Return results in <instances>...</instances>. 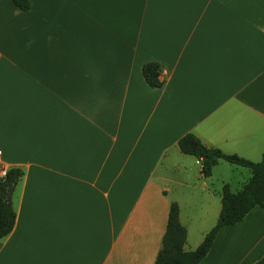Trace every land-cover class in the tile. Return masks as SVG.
Listing matches in <instances>:
<instances>
[{"label":"crops","instance_id":"crops-1","mask_svg":"<svg viewBox=\"0 0 264 264\" xmlns=\"http://www.w3.org/2000/svg\"><path fill=\"white\" fill-rule=\"evenodd\" d=\"M188 132L261 160L264 0H0L1 160L23 171L0 264H154L172 202L195 249L250 171L219 159L205 176ZM263 255L254 206L199 264Z\"/></svg>","mask_w":264,"mask_h":264},{"label":"trees","instance_id":"trees-1","mask_svg":"<svg viewBox=\"0 0 264 264\" xmlns=\"http://www.w3.org/2000/svg\"><path fill=\"white\" fill-rule=\"evenodd\" d=\"M21 10L30 8V0H12ZM162 66L158 62H146L142 66V74L148 85L161 87L159 79ZM178 147L183 153L200 159L201 171L210 175L213 165L219 159L246 167L250 177L237 191H232L228 184L221 188V209L215 225L206 233L202 242L193 250H185L187 229L179 220V206L172 202L169 206L166 230L162 237L154 264H199L207 254L217 231L227 225L241 221L254 207L264 209V152L258 162L247 160L234 154H226L220 150L205 146L198 137L188 132L178 140ZM23 171L18 167L8 169L4 178H0V239L12 231L16 221V211L12 203V194ZM252 264H264V255Z\"/></svg>","mask_w":264,"mask_h":264},{"label":"built area","instance_id":"built-area-1","mask_svg":"<svg viewBox=\"0 0 264 264\" xmlns=\"http://www.w3.org/2000/svg\"><path fill=\"white\" fill-rule=\"evenodd\" d=\"M8 168L4 166L1 160V152H0V178H4L7 174Z\"/></svg>","mask_w":264,"mask_h":264},{"label":"rangeland","instance_id":"rangeland-1","mask_svg":"<svg viewBox=\"0 0 264 264\" xmlns=\"http://www.w3.org/2000/svg\"><path fill=\"white\" fill-rule=\"evenodd\" d=\"M248 170V169H247Z\"/></svg>","mask_w":264,"mask_h":264}]
</instances>
